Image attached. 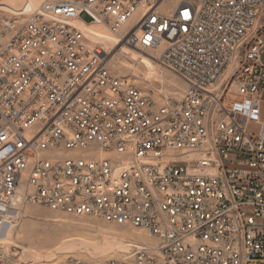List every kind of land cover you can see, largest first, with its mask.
Returning a JSON list of instances; mask_svg holds the SVG:
<instances>
[{
  "label": "built area",
  "instance_id": "built-area-1",
  "mask_svg": "<svg viewBox=\"0 0 264 264\" xmlns=\"http://www.w3.org/2000/svg\"><path fill=\"white\" fill-rule=\"evenodd\" d=\"M25 4L0 17V234L25 187L151 238L104 264H264V0ZM75 19L159 50L181 100L111 73ZM0 264L30 263L0 243Z\"/></svg>",
  "mask_w": 264,
  "mask_h": 264
},
{
  "label": "rangeland",
  "instance_id": "rangeland-1",
  "mask_svg": "<svg viewBox=\"0 0 264 264\" xmlns=\"http://www.w3.org/2000/svg\"><path fill=\"white\" fill-rule=\"evenodd\" d=\"M21 1L0 0V7L2 8L0 10L1 19L11 17L9 11H14L21 4ZM40 1L42 0H32L34 5H37ZM80 17L85 21L89 20L86 13H81ZM75 25L91 38L88 37L90 45L99 48L105 53L106 67L111 73L128 78L142 91H153L155 99L159 102L163 100V97H167L173 102H179L181 100L186 85L175 72L167 69L158 62L159 50L140 51L126 46L119 50L113 48L114 44L111 43L109 36L98 24ZM120 44L122 45L121 42ZM139 56L149 57L155 70L149 71L139 61ZM229 75L230 71L224 75L216 88L221 89ZM15 209L9 217L10 224H5L1 231L3 238L5 230L9 228L10 246L5 245L2 239L1 244L8 250L10 255H13L21 262L30 264H71L74 261L86 264H104L111 259H123L132 252L131 246L136 242V230H139L127 225L106 222L94 217L74 216L56 212L39 203H16ZM69 236L71 238L78 237L99 245L104 243L107 238L122 240L123 244H125L124 242L126 240H132L134 242L129 243L128 247L123 250L124 252H100L91 247H81L73 249V251L57 252L56 255L50 258L41 257L37 260L26 257L24 253L22 254L24 251L22 246L27 245L35 249L38 255L44 256L47 248L56 246L64 238H70ZM13 252H17V254L15 255Z\"/></svg>",
  "mask_w": 264,
  "mask_h": 264
},
{
  "label": "bare ground",
  "instance_id": "bare-ground-1",
  "mask_svg": "<svg viewBox=\"0 0 264 264\" xmlns=\"http://www.w3.org/2000/svg\"><path fill=\"white\" fill-rule=\"evenodd\" d=\"M25 3H28L27 4V6L31 9V10H33V9H35L40 3H41V1L37 4V5H34L33 4V2H32V0H22L21 1V4L14 10V11H9L10 13H11V15H15L16 14V12H18V11H20L22 8H23V6H25L26 4ZM1 5V4H0ZM0 9H2L1 7H0ZM73 23L72 24H78V25H87V24H96V23H84V22H81L80 20H78V19H75L74 21H72ZM74 24V25H75ZM99 26H100V28L104 31V32H106V34L109 36V38H110V41H111V43H113L114 45H113V48H116V49H119V50H121V49H123L126 45H124V44H120V42H119V40H118V38H117V36L116 35H114V34H112V33H110V32H108V29L104 26V25H102V24H98ZM76 26V25H75ZM84 32V31H83ZM85 33V32H84ZM86 34V33H85ZM86 36L87 37H89L87 34H86ZM90 38V37H89ZM91 39V38H90ZM126 47H128V46H126ZM122 51H124V50H122ZM127 51V50H126ZM129 51V50H128ZM132 54V53H131ZM128 55V54H127ZM134 57V56H133ZM133 57H132V59H133ZM139 61L147 68V69H149V71H151V70H153L154 68H153V63L151 62V60H150V58L149 57H146V56H139ZM155 70V69H154ZM153 70V71H154ZM153 73H155V72H153ZM102 155H105L103 152L101 153V156ZM24 189H25V187H21L20 188V190H19V196H21V195H23V193H24ZM19 196L16 198V202H15V205H16V203H22V201L20 200V198H19ZM15 207V206H14ZM14 210H16V209H14ZM14 210H12V211H14ZM12 211L10 212V215L12 214ZM76 216V215H75ZM89 217H93V216H89ZM94 218H96V217H94ZM9 219L7 220V222L5 223V224H10L9 223ZM5 224H3L2 225V229H3V227H4V225ZM6 228V227H5ZM2 229H1V231H2ZM137 229V228H136ZM9 228H7L6 230H5V235H4V237L2 238V234H0V243H2L1 242V239H2V241L4 240V243H5V245H7V246H10L9 245V243H11L10 242V233H9ZM137 231V236L135 237V239H136V242L135 243H133L132 244V252H133V249H134V245L135 244H137V242L138 241H145V242H150L151 241V238L149 237V235L147 234V232L146 231H144V230H141V229H139V230H136ZM70 237V236H69ZM131 242H134V241H132V240H126V242H124L125 244H123V242H122V240H112V239H110V238H107L105 241H104V243H102L101 245H99V244H95L94 242L93 243H91L90 241L88 242V241H86V240H83V239H81V238H78V237H70V238H68V237H66V238H64L63 240H61V242L60 243H58V244H56V246H53V247H49V248H47V252L44 254V256H41V255H38L37 253H36V251H35V249H33V248H30V247H28L27 245H25V246H22L23 247V252H22V254L24 253V255H26V257H29V258H32L33 260H37V259H40L41 257H46V258H50V257H52L53 255H56L57 254V252H62V251H68V250H72L73 251V249H77V248H81V247H91L92 249H94V250H97V251H100V252H105V251H123V250H125L127 247H128V245H129V243H131ZM1 246H2V244H1ZM3 247V246H2ZM16 247V246H15ZM37 247V246H36ZM4 248V247H3ZM4 250L5 251H7L8 252V250H6L5 248H4ZM43 250V249H42ZM41 251V250H40ZM124 252V251H123ZM131 252V253H132ZM15 255L17 254V252H13ZM38 253H40V252H38ZM131 253H129V255L131 254ZM43 258V259H44Z\"/></svg>",
  "mask_w": 264,
  "mask_h": 264
},
{
  "label": "crops",
  "instance_id": "crops-1",
  "mask_svg": "<svg viewBox=\"0 0 264 264\" xmlns=\"http://www.w3.org/2000/svg\"><path fill=\"white\" fill-rule=\"evenodd\" d=\"M259 101H260V110H261V120L262 122H264V90L260 92Z\"/></svg>",
  "mask_w": 264,
  "mask_h": 264
},
{
  "label": "snow or ice",
  "instance_id": "snow-or-ice-1",
  "mask_svg": "<svg viewBox=\"0 0 264 264\" xmlns=\"http://www.w3.org/2000/svg\"><path fill=\"white\" fill-rule=\"evenodd\" d=\"M187 15H188V14H187V13H185V16H186V17H187Z\"/></svg>",
  "mask_w": 264,
  "mask_h": 264
}]
</instances>
